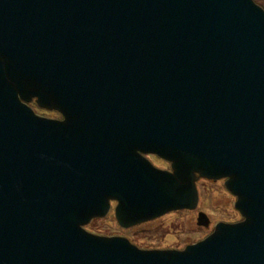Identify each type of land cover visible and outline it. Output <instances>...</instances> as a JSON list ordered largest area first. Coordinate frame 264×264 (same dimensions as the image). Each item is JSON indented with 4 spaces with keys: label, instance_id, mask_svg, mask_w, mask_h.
Here are the masks:
<instances>
[{
    "label": "water",
    "instance_id": "95a60500",
    "mask_svg": "<svg viewBox=\"0 0 264 264\" xmlns=\"http://www.w3.org/2000/svg\"><path fill=\"white\" fill-rule=\"evenodd\" d=\"M199 179L242 220L183 250L83 228L111 202L123 229L194 211ZM0 264H264V10L0 0Z\"/></svg>",
    "mask_w": 264,
    "mask_h": 264
},
{
    "label": "rangeland",
    "instance_id": "374dc122",
    "mask_svg": "<svg viewBox=\"0 0 264 264\" xmlns=\"http://www.w3.org/2000/svg\"><path fill=\"white\" fill-rule=\"evenodd\" d=\"M27 105L37 115L50 119L61 117L54 111L38 108L35 102ZM149 160L155 164L158 162L152 156ZM224 182V179L217 181L199 179L196 182L198 205L194 211L168 212L154 220L123 229L118 226L114 218L115 203L113 202L105 217L95 218L83 228L99 236L124 237L142 250H183L187 245L195 244L211 234L217 223H237L242 220L241 215L234 209L236 199L226 190ZM198 213H204L207 216L208 227L198 225Z\"/></svg>",
    "mask_w": 264,
    "mask_h": 264
},
{
    "label": "flooded vegetation",
    "instance_id": "af4514ba",
    "mask_svg": "<svg viewBox=\"0 0 264 264\" xmlns=\"http://www.w3.org/2000/svg\"><path fill=\"white\" fill-rule=\"evenodd\" d=\"M31 102H34V101H31ZM30 102V103H31ZM38 116H42V115H38ZM42 117H45V116H42ZM45 118H47V117H45ZM55 120H62V117H58V119H55ZM150 156H152L153 158H155L157 161H159V162H163V163H165L164 165H157V164H155V163H153V162H151L150 160H149V157ZM145 158L155 167V168H157V169H159V170H164V171H170V164L169 163H167V162H165V161H163V160H161V159H159V158H157L156 156H154V155H146L145 156ZM167 165V166H166ZM111 203H113V202H111ZM111 203H110V205H111ZM115 203V202H114ZM115 205H116V203H115Z\"/></svg>",
    "mask_w": 264,
    "mask_h": 264
},
{
    "label": "trees",
    "instance_id": "16d2710c",
    "mask_svg": "<svg viewBox=\"0 0 264 264\" xmlns=\"http://www.w3.org/2000/svg\"><path fill=\"white\" fill-rule=\"evenodd\" d=\"M256 4H258L262 9H264V0H253Z\"/></svg>",
    "mask_w": 264,
    "mask_h": 264
},
{
    "label": "bare ground",
    "instance_id": "6f19581e",
    "mask_svg": "<svg viewBox=\"0 0 264 264\" xmlns=\"http://www.w3.org/2000/svg\"><path fill=\"white\" fill-rule=\"evenodd\" d=\"M156 164H158V165H164L165 163H163V162H156Z\"/></svg>",
    "mask_w": 264,
    "mask_h": 264
}]
</instances>
